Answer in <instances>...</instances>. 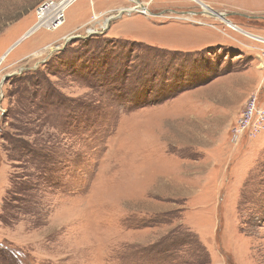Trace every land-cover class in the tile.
I'll return each mask as SVG.
<instances>
[{
    "label": "rangeland",
    "instance_id": "1",
    "mask_svg": "<svg viewBox=\"0 0 264 264\" xmlns=\"http://www.w3.org/2000/svg\"><path fill=\"white\" fill-rule=\"evenodd\" d=\"M45 1L0 0V264H264V0H169L37 51L95 10L21 39Z\"/></svg>",
    "mask_w": 264,
    "mask_h": 264
},
{
    "label": "crops",
    "instance_id": "2",
    "mask_svg": "<svg viewBox=\"0 0 264 264\" xmlns=\"http://www.w3.org/2000/svg\"><path fill=\"white\" fill-rule=\"evenodd\" d=\"M135 1H137V0H135ZM165 1H166V4H164V3L156 4V0H140V4L138 6H141L140 9H142V8L146 9V10L143 9L144 12H146L147 9H151V8L155 9L156 11H161L160 10L161 8L168 5L167 2L169 0H165ZM198 1L200 3H203L201 5L209 6V7L211 6L212 8L217 10L214 7V5L212 4V2L209 0H198ZM129 3H131L130 0H93L95 10H94L92 16L86 18V20H84L80 24L73 25L72 29L68 30L67 32H65L61 36H56L55 40H53L49 43H45V45H43L37 51H40L43 48H46L48 46H53V45L62 48L64 46V44H66L67 40L69 42L70 40H72L74 38H84L86 35H82L80 32L82 30H85V28H87V29L91 28L90 31H92V32L94 31V29L97 30V31H94L96 34H93V36L94 35H105V33L108 30H110V23L111 22L119 20L123 13L129 12V10H131V9H129L131 7V6H129ZM217 11H219V13L223 12L222 10H217ZM119 15H121V16H119ZM65 25H66V20H65L64 25L60 29L64 28ZM33 27L34 26L29 28L20 38L22 39L25 36L27 37L28 33L31 31V29ZM58 31H55V32H58ZM30 37L31 36H28L27 38H30ZM37 51H34V53H36ZM31 54H29V55H31Z\"/></svg>",
    "mask_w": 264,
    "mask_h": 264
},
{
    "label": "built area",
    "instance_id": "3",
    "mask_svg": "<svg viewBox=\"0 0 264 264\" xmlns=\"http://www.w3.org/2000/svg\"><path fill=\"white\" fill-rule=\"evenodd\" d=\"M74 1L75 0H73L72 3ZM63 2L64 0H48L40 4L36 11L37 23L34 25L28 35H34L43 29L55 31L61 28L66 20L65 12L60 10V6L63 4ZM248 126H250V123L245 125L246 128Z\"/></svg>",
    "mask_w": 264,
    "mask_h": 264
},
{
    "label": "trees",
    "instance_id": "4",
    "mask_svg": "<svg viewBox=\"0 0 264 264\" xmlns=\"http://www.w3.org/2000/svg\"><path fill=\"white\" fill-rule=\"evenodd\" d=\"M70 62V61H69ZM72 62V61H71ZM61 69H64V71L63 72H66V70H68L69 72H70V70L68 69V67H67V65L66 66H64L63 64L60 66V67H58L57 68V72L58 71H61ZM125 73V71H120V73H118L117 74V76L119 75L120 77H118V80L121 78V76H123V74ZM214 76V75H213ZM211 77V78H213V79H216L217 77L216 76H214V77ZM188 80H190V79H188ZM187 80V81H188ZM205 79H202V81H201V83H202V85L201 86H203V85H205L206 84V82L204 81ZM114 81H117V80H114ZM144 82L143 83H141L140 82V84H137L138 85V87H139V90H145V88H146V85H148V83L146 82V80H143ZM187 81L185 82V84L187 83ZM200 83V84H201ZM180 85V84H179ZM199 85V84H198ZM133 87H134V85L133 86H130V87H128V86H126V87H122V93L123 94H129V95H133L134 97H131V98H134V101H130V103L128 102L127 104H132L133 106H134V108L135 109H137V108H141V107H144V106H146L148 103H146V101H143V99L142 98H137V93H138V90H137V86H135L134 87V89H133ZM190 87H193V86H188V87H185V88H190ZM194 88V87H193ZM162 95V94H161ZM7 249H9V248H7ZM6 249V250H7ZM166 249V250H165ZM176 249V248H175ZM164 252H166V251H169L170 252V249H168V248H164ZM7 251H9L8 253L10 254V258H12L13 260V263H15V264H18L19 263V259H17L16 257H17V255H16V253H15V251L14 250H12V249H10V250H7Z\"/></svg>",
    "mask_w": 264,
    "mask_h": 264
},
{
    "label": "bare ground",
    "instance_id": "5",
    "mask_svg": "<svg viewBox=\"0 0 264 264\" xmlns=\"http://www.w3.org/2000/svg\"><path fill=\"white\" fill-rule=\"evenodd\" d=\"M71 1H72V0H64L63 4H61V6H60V10L65 12V9H66L68 6H70V5L72 4ZM135 7H137V6H135ZM135 7H134V8H135ZM138 7H141V6H138ZM132 10H133V9L129 10V12H131ZM144 10H145V9H144ZM208 12H210V10H208ZM210 13H211V12H210ZM211 14H212V13H211ZM40 26H41V25H40ZM230 27H231V29H233V30H235V31L240 30V29H239L238 27H236L235 25H231ZM255 39H256V41H259V42H263V41H264V39H262V38H260V39L255 38ZM7 56H8V55H4V56L1 58L0 63L3 62V61L6 59Z\"/></svg>",
    "mask_w": 264,
    "mask_h": 264
},
{
    "label": "flooded vegetation",
    "instance_id": "6",
    "mask_svg": "<svg viewBox=\"0 0 264 264\" xmlns=\"http://www.w3.org/2000/svg\"><path fill=\"white\" fill-rule=\"evenodd\" d=\"M164 11H166V10H164ZM161 11H156V10H154V12H153V15H151V16H149L150 18H152V19H158V18H160V16H161V13H160ZM166 12H168V11H166ZM165 12V13H166ZM163 15V14H162ZM144 16V15H143Z\"/></svg>",
    "mask_w": 264,
    "mask_h": 264
},
{
    "label": "water",
    "instance_id": "7",
    "mask_svg": "<svg viewBox=\"0 0 264 264\" xmlns=\"http://www.w3.org/2000/svg\"><path fill=\"white\" fill-rule=\"evenodd\" d=\"M204 7H206V6H204ZM143 9L144 8H142V9H140V7H135L131 12H126V13H129V14H131L132 12H139V13H142V14H145V12L143 11ZM146 10V9H145ZM220 16H225V15H220Z\"/></svg>",
    "mask_w": 264,
    "mask_h": 264
}]
</instances>
